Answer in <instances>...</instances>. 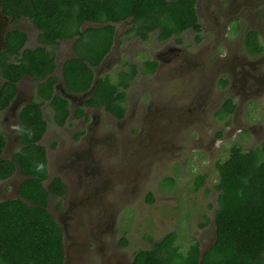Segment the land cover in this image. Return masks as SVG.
Wrapping results in <instances>:
<instances>
[{
    "label": "rangeland",
    "instance_id": "obj_1",
    "mask_svg": "<svg viewBox=\"0 0 264 264\" xmlns=\"http://www.w3.org/2000/svg\"><path fill=\"white\" fill-rule=\"evenodd\" d=\"M232 1L235 5L228 0H212L206 6V0H197L201 29L199 32L186 30L181 35L182 41L177 43L180 52L193 63L189 68L178 70L175 66L179 59L175 58L172 64L151 75L140 71L127 90V111L123 119L92 108L86 118H71L58 126L52 120L49 103L43 105L47 130L40 143L47 150L49 178L60 176L68 186L64 198L50 197L47 206L60 226H63L60 211L68 222L71 213H75L77 200L87 198L82 181L74 177L85 173L84 167L86 174L95 173L93 180H103L99 193L104 206L110 209L108 201H114L118 237L128 215L130 264L138 249L149 248L170 231L177 233L176 244L181 251L186 250L193 238L200 242L201 249L213 243V214L218 197L215 164L228 156L233 145L250 149L264 140V88L255 97L233 98L235 111L227 119L216 116L224 102L220 100L223 91L228 93V88L221 84L228 73L221 71L212 76L217 68L215 63L218 59L230 61L233 52L241 53L244 46L241 39L251 28L264 36V0ZM227 11L231 13L226 15ZM22 22L31 32L25 48L38 46V28L34 29L29 20ZM129 25L128 22L116 24L115 44L99 68L100 77L109 74L114 79L125 68L127 60L140 69L143 60L155 59L154 53L162 50L155 34L148 41L138 40L127 33ZM237 30L240 31L235 33ZM132 38V49L127 52ZM72 54V40L57 43L55 75L58 80H61V63ZM210 74L212 84L207 86L204 79ZM35 85L28 77L24 78L19 85L23 101L14 105L11 112H0V130L7 138L0 158H11L21 146L18 113L35 96ZM239 87L230 90L233 92ZM252 88L258 91L257 85ZM226 120L229 122L225 123ZM76 158L81 161L77 163ZM76 168L80 170L76 172ZM109 174L113 176L106 180ZM17 176L0 180V200L16 196L22 178L21 173ZM198 176H203V182L195 188ZM100 194L95 200L93 194L89 195L87 203L94 200V205L100 206L101 202L97 203ZM148 194L152 200H148Z\"/></svg>",
    "mask_w": 264,
    "mask_h": 264
},
{
    "label": "trees",
    "instance_id": "obj_2",
    "mask_svg": "<svg viewBox=\"0 0 264 264\" xmlns=\"http://www.w3.org/2000/svg\"><path fill=\"white\" fill-rule=\"evenodd\" d=\"M0 9L13 21L24 16L40 30V45L32 48H24L26 33L10 31L6 50L0 53V112L14 99L22 77L29 76L36 84L35 96L18 113L21 146L11 158H0V180L12 176L16 166L23 177L19 197L0 200V264H62V230L47 206L50 197H60L66 188L59 177L44 184L48 178L47 150L40 143L47 130L45 103H49L52 120L58 126H63L70 115L68 99L55 94L58 77L52 73L58 40L74 39L73 54L63 62L61 76L68 92L83 93L93 84L94 67L113 46L116 24L132 18L127 33L147 40L149 33L156 31L160 40L174 34L181 42L180 35L187 29L200 31L196 0H0ZM244 46L252 54L263 50L255 30L247 32ZM156 66L157 62L144 60L139 69L125 61V68L114 79L109 74L99 78L85 105L122 119L127 110V89L140 71L151 75ZM234 107L227 99L216 116L227 119ZM82 114L81 107L75 110L77 117ZM6 142L0 130V157ZM215 170V240L203 253L201 264H264V140L250 149L231 146L228 156L216 162ZM202 182L203 176H198L195 188ZM148 200H152L150 194ZM176 240L175 231L166 233L149 248L138 249L131 264H199L200 242L193 238L181 251Z\"/></svg>",
    "mask_w": 264,
    "mask_h": 264
},
{
    "label": "flooded vegetation",
    "instance_id": "obj_3",
    "mask_svg": "<svg viewBox=\"0 0 264 264\" xmlns=\"http://www.w3.org/2000/svg\"><path fill=\"white\" fill-rule=\"evenodd\" d=\"M206 1H207L206 6H208L212 0H206ZM228 2L231 5H235L232 0H228ZM196 5H197V0H196ZM235 11H238L237 6H236ZM196 12H197V9H196ZM212 12H215V11H212ZM230 13H231V11H227L226 15L230 14ZM197 16H198V14H197ZM23 20L25 21L28 19L25 18L24 16H21L17 21H13L12 16L4 14L2 12V10L0 9V53L4 52L6 50V35L10 31H14V30L22 31V32L26 33L28 39L30 38V35H31V32L29 31L30 27L27 28L26 24H24L22 22ZM131 20H132V18H128L126 23L128 21H131ZM198 23H199V26L201 29L199 18H198ZM31 24L33 25L34 29H37V27L33 23H31ZM84 24H86V23H84ZM254 24L258 27L257 23H254ZM129 26L131 27V24ZM130 27H129V29H130ZM156 30H158V28ZM251 30H255L257 32L259 41L263 46V50L260 53L252 54L246 50L245 46H243V48L241 49L242 50L241 53H237V52L232 53V55L229 57L230 61L228 60L227 62L226 61L225 62H219V59H218V61L215 63L217 68H215V70H213L212 76L215 77V76L219 75V73H221V71H225L228 73V76L226 78L223 77V79H221V84L225 88L226 87L228 88L227 89L228 93L226 91H223V95H222V98L220 100L226 101L227 99H231L233 101L234 100L233 98H235V99L238 98L240 100L248 99L249 97H255L256 95H259L262 92V88H264V70L262 69V65L264 64V36L262 37L261 31H259L258 29H255V28L252 29L251 28ZM239 31L240 30H237L234 32L236 33ZM39 32H40V30H39ZM247 32L248 31L245 32L244 37H242V35H240V37H242L241 41L243 44H244V39H245ZM129 34L132 37H135L136 39H138V40L140 39L142 41H148L150 39V35L155 34L156 41H158L159 45H162V50L160 52L154 53V56L156 57L155 59H146V60H152V61L157 62L156 70L161 69L163 66H168V63H171L172 61H174L175 58L179 59L178 64L175 66V68H177L178 70H181V68H183V67L189 68L191 63H193L188 59V57L183 52H180L179 45L177 44L180 42L177 41L176 35H174V34L171 35L170 37H168L166 40H160L159 38H157V32L156 31L150 32L149 38L147 40H143L141 37L135 36L132 33H129ZM37 37H38V35H37ZM28 39H27V42H28ZM37 40H38V38H37ZM60 40H64V39H60ZM60 40H58V42ZM69 40H72V51H73L74 39H69ZM115 40H116V34H115L113 46L115 44ZM132 40H133V38L130 41V45L128 47L127 52H130L132 49V47H131V45H133ZM66 41H68V40H66ZM26 43H25V45H26ZM25 45H24V48H25ZM39 45H40V43H39ZM113 46H112L111 50L113 49ZM143 49L146 50V48H143ZM111 50H110V52H111ZM229 50H230V48H228V52H230ZM110 52L108 54H110ZM218 56L220 57V55H218ZM68 58H66V59H68ZM66 59H64L63 62ZM116 61H118V57L116 58ZM63 62L61 63L60 68L62 67ZM104 62H106V61H104ZM107 63L109 64L108 61H107ZM55 69H56V67H55ZM55 69L52 73L53 75H55ZM94 69H95V67H94ZM60 73H61V70H60ZM207 76L208 77L204 80L207 81V86H208V85L212 84L210 81L211 74L207 75ZM27 77L29 79H31V77H29V76H24L18 81L17 93L15 95L16 97H14V99L11 101L10 105L3 111L11 112L14 105H17V104H19V102L23 101L24 97L20 95L19 85H20V82L24 78H27ZM2 82H3V79L1 77L0 78V88H1ZM254 85H257L258 91L254 90L252 88V86H254ZM235 86H240V87H239V89H236L235 91L233 90V92H234L233 93L232 90H230V88L234 89ZM54 87L55 88L57 87V89H56L57 93L59 92L60 95H61V93L65 94L66 92H68L65 89V85H64V81L62 79V76H61V80L60 79L57 80ZM225 88L223 90H226ZM209 90H211V87H209ZM72 94H77V93H72ZM79 94H81V93H79ZM79 94H77V95H79ZM68 101H69L70 115L67 118V120H69L71 118H74V120H78V119H82V118L84 119L87 117L86 115L88 114L90 109H92V108L96 109L97 108V107H92V106H86L85 103H84V105H82V100L78 96L73 98V100H68ZM72 105L74 107L73 109H72ZM79 107H81L83 109V114L81 116L77 117L75 115V110ZM98 109H100V108H98ZM233 111H235V107H234ZM76 157H78V156H76ZM76 159H77V163H79L78 161H81V158H79V159L76 158ZM76 159H74V160H76ZM47 166H48V161H47ZM76 166H77V164H76ZM86 167H88V166H86ZM83 169L85 170V173H83L82 175H75L74 177H77V179H80L82 181V185L85 187L84 189H86L85 190L86 194H88L86 196L87 198L85 200L84 199H78L77 200V202L75 203V206H76L75 213L74 212L71 213L73 215H72V218L69 219L68 222H67V217L64 214V212L60 211V206L58 207L59 208L58 211L62 212L59 216V219H60L63 226H60L59 223L57 222V220L53 217L56 220V222L58 223V225L60 226V228L62 230V234H63V244H64L65 254H64V261L62 264H130L129 259H128L129 258V249H128V241H127V234H128V230H129L128 223H127L128 215L125 216V223L122 222V230H121L122 235L120 237H118L117 234L119 232V229L115 225L116 224V216L113 213L114 201L113 200L108 201V204L110 205V209L107 206H104L105 201L102 199L100 200L102 195L99 193L103 189V180H101V179L98 181L93 180V177H94L93 175L95 173L92 172V173L86 174V168L83 167ZM83 169H82V171H83ZM79 170L80 169L76 168V172H78ZM73 171L75 172L74 169H73ZM92 171H95V169ZM17 174H19V173L14 172V174L12 176H17ZM12 176H10V177H12ZM112 176H113V174L107 175L106 180H108ZM54 177L61 178V180L65 184L66 189H65V192L60 197H53V198H64V196L66 195V193L68 191V186L62 177L53 176V177L49 178V172H48V178L44 182V184L46 185L48 183V181ZM88 177H91V178L89 179ZM87 178H88V181H87ZM22 180H23V177L21 178V182H22ZM21 182H20V184H21ZM17 189H18V187H17ZM111 191H112V188L110 190H108V192L107 191L106 192L110 193ZM98 193L100 194V196L97 198V203L99 204L101 202L100 206L94 205V200L99 195ZM91 194L94 195V200H92L91 203H87L88 196ZM84 206H86L87 209H83ZM123 221H124V218H123Z\"/></svg>",
    "mask_w": 264,
    "mask_h": 264
},
{
    "label": "water",
    "instance_id": "obj_4",
    "mask_svg": "<svg viewBox=\"0 0 264 264\" xmlns=\"http://www.w3.org/2000/svg\"><path fill=\"white\" fill-rule=\"evenodd\" d=\"M88 26H96V27H98V26H101V24H98V23H88L87 24ZM103 63V62H102ZM101 63V64H102ZM101 64L100 65H98L97 67H95V69H94V73H95V77H94V81H93V84H92V86L88 89V90H86L85 92H83V93H81V94H79V95H77V94H72V93H69V92H66L65 94L64 93H61V95L63 96V97H65L66 99H68V100H73V98H75V97H80L81 98V100H82V105H84V100H85V98H87V97H90L92 94H93V92L95 91V89L97 88V85H98V83H99V78H100V72H101V69H99L100 67H101ZM57 87L55 88V94H57ZM16 97V96H15ZM19 138V137H18ZM6 146V145H5ZM15 172H17V173H20V170H19V168H18V166H16V170H15ZM19 187H20V185H19ZM19 187H18V189H17V194H16V196L15 197H19ZM12 198H14V197H12ZM9 199V198H8ZM215 240V239H214ZM214 242V241H213ZM213 244V243H212ZM211 244V245H212ZM211 245H209L208 247H206V248H204V249H201V254H200V259H199V264H201V259H202V256H203V253L206 251V250H208L209 249V247L211 246Z\"/></svg>",
    "mask_w": 264,
    "mask_h": 264
}]
</instances>
